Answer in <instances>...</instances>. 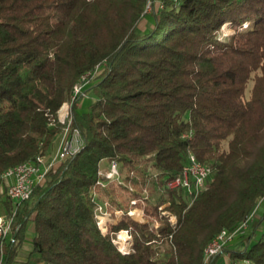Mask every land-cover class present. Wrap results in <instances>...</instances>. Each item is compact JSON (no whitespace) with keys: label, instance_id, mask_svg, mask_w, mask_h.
<instances>
[{"label":"trees","instance_id":"trees-1","mask_svg":"<svg viewBox=\"0 0 264 264\" xmlns=\"http://www.w3.org/2000/svg\"><path fill=\"white\" fill-rule=\"evenodd\" d=\"M224 23L233 31L221 39ZM95 67L82 90L93 99L79 110L73 86ZM69 101L82 147L12 201L3 173L51 148ZM189 151L211 178L192 201L166 190L175 222L149 198L143 212L156 227L124 214L102 230L101 199L128 209L119 198L140 194L147 161L164 185ZM103 159L134 171V191L100 186ZM262 200L264 0H0V210H14L0 264H202L210 238ZM263 219L264 209L224 246L229 264H264ZM121 229L126 252L113 242Z\"/></svg>","mask_w":264,"mask_h":264},{"label":"built area","instance_id":"built-area-1","mask_svg":"<svg viewBox=\"0 0 264 264\" xmlns=\"http://www.w3.org/2000/svg\"><path fill=\"white\" fill-rule=\"evenodd\" d=\"M96 72V67L91 71H86L80 76V86H74L73 89H79V93H82L83 87L88 84L91 78L94 76ZM58 119L61 123H63V129L58 137L57 146L53 155L45 157V155H40V158L37 161H29L23 167H12L8 168L3 173V178L6 180V195L9 199L14 202H20L22 200L28 199L33 186L40 182L47 172L58 162L72 156L74 151H77V146L83 143L82 136L80 131L71 127V114L70 110L64 109L58 115ZM116 167H119L118 162L115 159L110 160L109 167L107 170L103 172L99 169V174L103 175L105 180H100L99 184L103 187L108 181L116 179L115 177H111V170H116ZM197 173H206V182H199L197 180ZM211 176V168L208 167H198L195 163L186 162L182 166L180 172L173 176L170 179L165 180L166 186L169 188H182L188 193L190 196V201L200 193L205 188V184L209 183V177ZM102 204L99 202L97 204L96 210H102ZM164 206H160L162 209V213L167 215H172V222H175L176 219H173V212H168L163 209ZM143 210V209H142ZM142 212L137 208V212H131V217L138 221H143ZM256 209H253L242 221H240L236 227L233 229H227V232L223 233L221 238L213 243V247L209 252V262L217 255L223 252V248L225 245L230 243L237 235L244 233L249 227L250 223L253 221L255 217ZM14 214V210L11 214H7L6 212L0 211L1 231H10L12 216ZM119 215H115V220ZM140 217V218H139ZM98 222L99 226L102 230H105L106 222ZM154 227L157 226L153 225ZM127 235V242L125 244V248H118L122 252H126L128 250V241L130 240V235L128 234V230L122 229ZM117 237H120V234L116 233ZM242 262H248V260H243Z\"/></svg>","mask_w":264,"mask_h":264},{"label":"rangeland","instance_id":"rangeland-1","mask_svg":"<svg viewBox=\"0 0 264 264\" xmlns=\"http://www.w3.org/2000/svg\"><path fill=\"white\" fill-rule=\"evenodd\" d=\"M233 31V28L230 26L229 23H224L221 26V30L219 33V38L221 39H225L227 37L228 34H230ZM87 86H84L82 90L86 89ZM80 94V93H79ZM82 94V93H81ZM93 99V95L89 92H86L82 94V97L79 100V105H78V109L79 110H84L86 109L87 105L90 103V101ZM57 144L53 143V145L51 146V148L44 154L46 158H48V156L53 155V153L55 152ZM109 163L110 161H107L105 159L100 161V171L104 173L105 170L108 169L109 167ZM150 161L146 162V173L145 175L147 176V183L145 185H143L142 187H140V194L137 196H134L132 198H130L129 200L127 199V201H125V198L127 196V194H123L122 193V197L119 198L120 201L123 204H126L128 202V209L124 210L121 208H118L117 206L113 205L108 199H101L100 202L104 203V210L106 211V218L109 216L108 219L110 218H115L116 212L117 215H119L116 219H120L124 214L128 215L127 211L133 208H138L139 210L143 211V205H145L147 199H152V200H156L157 198L159 199L160 197L162 198V204H160V206H166L169 203V198L167 197V193L166 190L168 188H166L165 185H161V183L159 184V182H157V174L151 169V167L149 166ZM102 164V165H101ZM126 174H128V176L130 177L129 179L126 180ZM133 176H135V173L133 170L130 171H126V169H123L122 171L119 170V176L117 179L114 180H110L108 181L103 187H107V185L110 183H115L117 185V188H119L118 186L123 187V189H125V191H134L135 189V184L133 182ZM154 182H156L154 184ZM139 187V186H138ZM170 189V188H169ZM120 191V190H118ZM134 199V202L132 203L131 201ZM264 206V205H263ZM1 211V210H0ZM3 212V211H2ZM160 215L162 216H167V214L162 213V211L160 212ZM140 218V217H139ZM142 218L143 220L146 218L144 212H142ZM103 218H101L102 220ZM146 219H151L152 225H158V219L155 217H149ZM103 221V220H102ZM102 221L99 220V222L101 224ZM264 229V219L258 229V231L260 232L261 230ZM121 232H123L125 234V236L127 235L124 231L119 230L117 233L120 234ZM29 235H31V231L28 232ZM127 237V236H126ZM117 238V235L116 237ZM28 241V239H27ZM28 244H26V242H24L21 246V250H20V255H24L25 251L27 250L26 246ZM216 264H229L228 261V256L225 252H222L216 262Z\"/></svg>","mask_w":264,"mask_h":264},{"label":"bare ground","instance_id":"bare-ground-1","mask_svg":"<svg viewBox=\"0 0 264 264\" xmlns=\"http://www.w3.org/2000/svg\"><path fill=\"white\" fill-rule=\"evenodd\" d=\"M74 86H80V79ZM72 93H74V95H77L79 93V89H73ZM70 107H71V101L64 102L60 106V108L58 109V115H60V113L62 111H64L65 108H66V110H71ZM82 144L83 143H81L77 146V151H74L72 156L80 150V148L82 147ZM39 158H40V155L36 156L35 159L30 160V161H37ZM187 162L195 163L196 165H198V167H208V165L203 164L200 161H198L196 159V157L194 156V154L190 151L187 153ZM26 163H29V161H24L22 163H18V164L11 166L9 168L23 167ZM118 176H119V167H116V170H111V177H115L117 179ZM210 178H211V176L209 177V180H210ZM197 180L199 182H206V173H197ZM207 184L208 183L205 184V188L207 187ZM164 185L166 186V181H165ZM166 188H169V186H166ZM131 202L133 203L134 199ZM103 208H104V203L102 204V210H97V213H96V217L98 219V222H99V220L100 221L103 220L102 222H107L109 220L108 219L109 216L106 218L107 213ZM131 212H137V209L133 208V209L128 210L127 211L128 215L131 216ZM101 218H103V219L101 220ZM173 219H175L174 215H173ZM169 220L172 221V215L169 216ZM0 225H1V218H0ZM225 232H227V229L222 228L212 238H210L211 240L207 243V245L205 246V248L203 250V262H202V264H208L209 263V252L211 251V248L213 247V243L218 241L221 238V236L223 235V233H225ZM7 235H8V231H1L0 232V238H3ZM126 240H127V238H126L125 234L123 232H121L120 237L114 238L113 242L117 245V248H125V244L127 242ZM129 245H130V240L128 241V247H129ZM246 263H248V262H246ZM239 264H242V262H240Z\"/></svg>","mask_w":264,"mask_h":264},{"label":"crops","instance_id":"crops-1","mask_svg":"<svg viewBox=\"0 0 264 264\" xmlns=\"http://www.w3.org/2000/svg\"><path fill=\"white\" fill-rule=\"evenodd\" d=\"M57 142H58V138L55 140V142L54 143H56L57 144ZM102 165V164H101ZM264 200H262L261 202H260V204L258 205V207H257V210H256V213H255V216L257 215H259L260 214V212L261 211H263V209H264ZM26 244H28L27 246H26V248H27V250L29 249V247H30V243H29V241H27L26 242ZM27 250H24L25 251V253H24V255H20L21 256V259H25L24 257H25V255H26V253H27ZM220 256V255H219ZM219 258V257H218ZM218 258H217V260H218ZM217 262V261H216ZM29 264H35V263H33V262H30ZM37 264H43L42 262H39V263H37ZM216 264V263H215Z\"/></svg>","mask_w":264,"mask_h":264}]
</instances>
